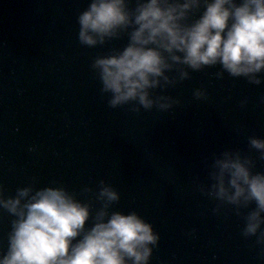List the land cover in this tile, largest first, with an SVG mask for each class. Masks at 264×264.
Segmentation results:
<instances>
[{"label": "clouds", "instance_id": "1", "mask_svg": "<svg viewBox=\"0 0 264 264\" xmlns=\"http://www.w3.org/2000/svg\"><path fill=\"white\" fill-rule=\"evenodd\" d=\"M76 24L84 48L127 36L123 48L89 65L110 109L169 112L180 100L165 91L206 69L218 68L217 79L226 73L264 84V0H88ZM193 97L208 93L196 88ZM247 148L214 154L208 182L197 177L195 186L214 202L213 214L238 217L242 238L264 255V171L254 170L256 159L264 161V138L249 135ZM38 185L33 177L13 193L0 183V214L9 218L0 264H150L161 236L136 210L116 207L121 194L112 184L100 179L78 191L56 180Z\"/></svg>", "mask_w": 264, "mask_h": 264}]
</instances>
